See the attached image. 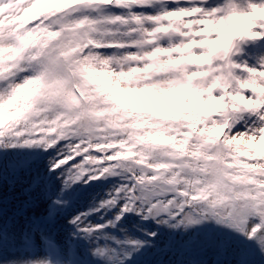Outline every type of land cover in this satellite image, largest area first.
Segmentation results:
<instances>
[{"label":"snow or ice","instance_id":"1","mask_svg":"<svg viewBox=\"0 0 264 264\" xmlns=\"http://www.w3.org/2000/svg\"><path fill=\"white\" fill-rule=\"evenodd\" d=\"M237 11L0 0V264H264V16Z\"/></svg>","mask_w":264,"mask_h":264},{"label":"clouds","instance_id":"2","mask_svg":"<svg viewBox=\"0 0 264 264\" xmlns=\"http://www.w3.org/2000/svg\"><path fill=\"white\" fill-rule=\"evenodd\" d=\"M229 2L235 4L238 11L230 17L227 13L222 15V26L225 29L233 31L241 28L247 29L251 27V22L255 21L257 17L264 16V8L256 10L250 7L251 0H229Z\"/></svg>","mask_w":264,"mask_h":264}]
</instances>
